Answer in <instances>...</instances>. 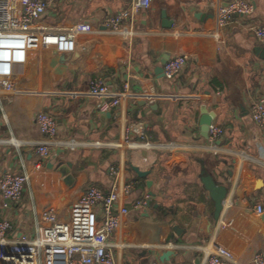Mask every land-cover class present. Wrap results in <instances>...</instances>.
<instances>
[{
    "label": "crops",
    "instance_id": "1",
    "mask_svg": "<svg viewBox=\"0 0 264 264\" xmlns=\"http://www.w3.org/2000/svg\"><path fill=\"white\" fill-rule=\"evenodd\" d=\"M131 1H50L44 25L87 21L93 31L77 36L71 54L53 47L31 52L27 75L15 82L20 92L0 101V179L37 171L39 158L28 143L46 141L36 123L39 112L58 124L56 141L40 161L44 181L28 182L17 204L7 205L0 192V219L13 226L8 237L34 236L42 213L66 215L87 189L109 193L119 179L132 188L124 221L109 238L118 264H157L167 249L176 252L174 264H204L216 246L229 249L238 264H253L255 253L264 254V128L252 121L250 108L264 97V59L255 51L264 46L251 30L264 25V0H251L255 11L234 16L218 37L217 9L231 0H153L135 16L133 37L103 26L120 12L128 24ZM181 54L189 59L175 80L156 73L163 60ZM94 78L127 89V100L102 112L100 98L83 94ZM202 107L225 131L219 154L200 135ZM68 139L85 145L59 143ZM131 165L150 174L140 179ZM202 165L230 189L217 223L200 181ZM63 166L68 178L58 172ZM144 199L149 208L135 207Z\"/></svg>",
    "mask_w": 264,
    "mask_h": 264
},
{
    "label": "built area",
    "instance_id": "2",
    "mask_svg": "<svg viewBox=\"0 0 264 264\" xmlns=\"http://www.w3.org/2000/svg\"><path fill=\"white\" fill-rule=\"evenodd\" d=\"M57 1V0H50ZM48 0H0V101L2 97L20 92L15 82L27 75L30 53L55 48L62 54L76 51V38L79 34L93 31L90 22L80 21L68 28H51L43 24L47 13ZM153 0H132L131 20L125 24L123 12L107 17L103 26L108 30L121 32L129 37L136 34L135 16L150 9ZM256 9L251 0H231L217 9L216 35L228 25L236 15L249 16ZM253 36L264 46V25H255ZM188 55L171 57L164 64V77L175 80L188 62ZM128 88V85H126ZM83 94L100 98L102 112L119 108L127 100V89H112L102 78H94ZM250 116L259 127L264 128V97H257L251 104ZM36 123L45 142L31 143L36 149L39 162L36 172L6 173L0 179V192L7 205L19 203L30 181H44L46 171L41 162L49 153L50 142H55L58 134L56 119L46 112L36 115ZM225 131L216 121L209 126L207 139L210 148L219 154L221 147L216 144L223 139ZM70 149L84 146L76 139L59 141ZM87 144V143H86ZM109 147L110 144L96 143ZM119 178V172L112 169ZM68 178V171H58ZM117 178V179H118ZM132 185L117 180L109 193L97 187H90L75 199L66 215L45 212L39 217L34 236H21L14 240L8 237L13 226L9 219H0V261L2 264H118L111 248L109 238L120 229L126 214L124 200ZM147 206L146 199L138 201L135 207ZM261 213V205L256 207ZM253 264H264V254L257 252L252 257ZM204 264H238L233 253L222 246H216L205 253Z\"/></svg>",
    "mask_w": 264,
    "mask_h": 264
},
{
    "label": "water",
    "instance_id": "3",
    "mask_svg": "<svg viewBox=\"0 0 264 264\" xmlns=\"http://www.w3.org/2000/svg\"><path fill=\"white\" fill-rule=\"evenodd\" d=\"M255 51L261 59H264V47H256ZM166 62H167L166 60H163L162 65L156 69V73L161 77L164 75L163 64H165ZM201 113H202V116L199 120L200 135L203 139H208L209 126L215 118V113L212 111H209L206 107H202ZM222 143H223V139H219L216 142V144L219 146H221ZM131 168L140 179H145L150 174L149 170L142 171L137 166H134V165H131ZM59 171L66 172L67 168L63 166L61 167ZM200 181L203 185V188L208 192L209 199L211 200L213 204V211L211 213V219L214 223H217L223 213L224 206H225V200L227 199L229 195L230 189L224 183L217 181L212 174L208 173L204 165H202V168H201ZM261 183H262L261 180H259L257 182V185H260ZM146 184L148 187H151L153 182L151 180H147ZM148 195L153 197L154 193L150 191ZM147 206L148 208L151 206L150 200L147 201ZM155 207H157V205H155ZM146 215H148V213H146ZM173 228L177 236L180 237L182 233V229H180L177 225H174ZM174 242H177V240H174ZM175 255H176L175 250L167 249L161 254L157 255L156 262L157 264H168L169 262L171 264H174L175 259L173 258V256Z\"/></svg>",
    "mask_w": 264,
    "mask_h": 264
},
{
    "label": "rangeland",
    "instance_id": "4",
    "mask_svg": "<svg viewBox=\"0 0 264 264\" xmlns=\"http://www.w3.org/2000/svg\"><path fill=\"white\" fill-rule=\"evenodd\" d=\"M2 115V114H1Z\"/></svg>",
    "mask_w": 264,
    "mask_h": 264
}]
</instances>
